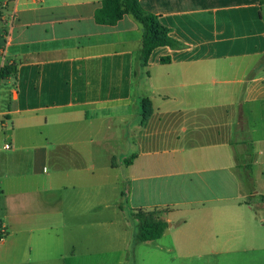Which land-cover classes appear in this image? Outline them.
Segmentation results:
<instances>
[{
    "label": "crops",
    "instance_id": "1",
    "mask_svg": "<svg viewBox=\"0 0 264 264\" xmlns=\"http://www.w3.org/2000/svg\"><path fill=\"white\" fill-rule=\"evenodd\" d=\"M139 1L185 45L148 67L142 25L97 23L102 0H0V68L16 69L0 82V264L127 263L104 245L130 234L106 202L113 173L134 213L169 223L137 241L146 264L264 258V67L247 81L264 57L260 0Z\"/></svg>",
    "mask_w": 264,
    "mask_h": 264
},
{
    "label": "trees",
    "instance_id": "2",
    "mask_svg": "<svg viewBox=\"0 0 264 264\" xmlns=\"http://www.w3.org/2000/svg\"><path fill=\"white\" fill-rule=\"evenodd\" d=\"M260 16L264 20V0H260ZM125 15H131L143 27L142 47L138 56L139 61L144 67H148V62L153 51L159 47H170L173 50H181L185 45L171 36V30L165 27L160 17L146 11L139 0H102V7L96 12L97 23L106 26H114ZM162 63H168L170 58H163ZM264 67V57L257 66L250 72L247 81L252 79L255 74ZM14 65L7 64L0 68V82L8 79L15 73ZM143 126L154 113L152 101L148 97L142 99ZM133 158L125 161L127 165L133 162ZM264 200V196H262ZM161 212L138 210L134 217L138 220L139 229L137 232L138 242L156 241L163 237L169 227V223L159 217ZM3 234L0 232V239Z\"/></svg>",
    "mask_w": 264,
    "mask_h": 264
},
{
    "label": "rangeland",
    "instance_id": "3",
    "mask_svg": "<svg viewBox=\"0 0 264 264\" xmlns=\"http://www.w3.org/2000/svg\"><path fill=\"white\" fill-rule=\"evenodd\" d=\"M0 106L4 107V101L2 100V96H0ZM101 139H104L101 137ZM109 149H114L113 146L109 147ZM71 151H82V145H76L74 147H70ZM71 153V152H70ZM54 164H51V167H53ZM68 165L72 164H64L62 167H67ZM50 167V168H51ZM115 174L112 175L108 174L107 176H102V183L107 182V196H106V202L109 205H121L124 207L125 213L127 215H124V222L128 224L130 234L127 237V241L124 245V241H113L110 240L108 237V240L106 239L104 242V245L108 247L109 249H114L116 244H118V249L123 248V250L127 249L129 252H127V263L128 260L130 264H146L147 258L144 256V254H141V252L144 250V248H147L149 245H143L142 249H139V253L137 254L136 251L138 249V242L136 239V234L139 229V223L138 220L134 217V210L132 209V203L130 198L128 197V190L126 185L124 183H121L116 180ZM123 194L124 197L122 196ZM132 232H134L133 240H131ZM141 254V255H140ZM145 261L144 262V259ZM163 261V260H162ZM166 262H170L171 264H264V258H261L259 254H240V255H233V256H199V255H191L188 258L180 259V258H172V259H166Z\"/></svg>",
    "mask_w": 264,
    "mask_h": 264
},
{
    "label": "built area",
    "instance_id": "4",
    "mask_svg": "<svg viewBox=\"0 0 264 264\" xmlns=\"http://www.w3.org/2000/svg\"><path fill=\"white\" fill-rule=\"evenodd\" d=\"M10 148H11L10 145H6V146H5V149H6V150H9Z\"/></svg>",
    "mask_w": 264,
    "mask_h": 264
}]
</instances>
